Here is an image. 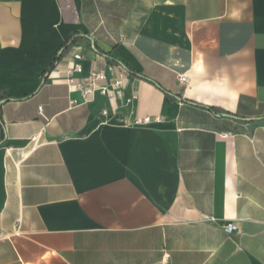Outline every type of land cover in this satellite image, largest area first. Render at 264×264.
I'll return each mask as SVG.
<instances>
[{
    "label": "crops",
    "instance_id": "obj_1",
    "mask_svg": "<svg viewBox=\"0 0 264 264\" xmlns=\"http://www.w3.org/2000/svg\"><path fill=\"white\" fill-rule=\"evenodd\" d=\"M0 264H264V0H0Z\"/></svg>",
    "mask_w": 264,
    "mask_h": 264
},
{
    "label": "built area",
    "instance_id": "obj_2",
    "mask_svg": "<svg viewBox=\"0 0 264 264\" xmlns=\"http://www.w3.org/2000/svg\"><path fill=\"white\" fill-rule=\"evenodd\" d=\"M76 58H79L77 56ZM114 67H111L110 70H113ZM118 68V67H116ZM105 80V77L102 73L92 72L88 79L82 83H73L71 79L67 80L69 89L79 91L83 97L92 95L95 92H99L103 95L108 96L109 98H114L119 95V87L121 85L120 79H115L112 83V89H109L106 85H97V82ZM180 82H185L186 78L184 76L180 77ZM148 118L138 121L139 123L148 122ZM223 231L227 234L234 232L237 229L236 224L228 222L222 226Z\"/></svg>",
    "mask_w": 264,
    "mask_h": 264
},
{
    "label": "trees",
    "instance_id": "obj_3",
    "mask_svg": "<svg viewBox=\"0 0 264 264\" xmlns=\"http://www.w3.org/2000/svg\"><path fill=\"white\" fill-rule=\"evenodd\" d=\"M73 35H71V36H69L67 39H66V41L64 42V44H63V47H65L68 43L69 44H73V43H75V41L77 40L76 38H73L72 37ZM73 38V39H72Z\"/></svg>",
    "mask_w": 264,
    "mask_h": 264
}]
</instances>
